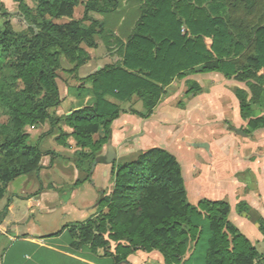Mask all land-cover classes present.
<instances>
[{
	"label": "trees",
	"instance_id": "16d2710c",
	"mask_svg": "<svg viewBox=\"0 0 264 264\" xmlns=\"http://www.w3.org/2000/svg\"><path fill=\"white\" fill-rule=\"evenodd\" d=\"M32 1L33 6L20 0L24 30H15L9 20L0 24V201L13 180L42 168V150L28 143L27 126L49 122L53 129L64 118L72 131H60L56 140L67 145L69 137L75 139L81 166L89 173L103 155L113 122L127 112L123 103L141 100L144 110L129 112L150 117L164 87L190 73L221 72L244 82L247 89L238 87L236 96L248 121L245 131L264 128V114H259L264 111V23L235 32L214 0H137L145 8L130 19L123 39L116 31H122L120 22L127 17L125 0ZM79 5L83 13L77 17ZM9 14L0 1V21ZM96 35L109 49L116 43L122 62L80 78L91 83L86 89L92 103L55 118L62 102L60 56L75 63L69 71L78 73L91 57L86 48L98 46ZM253 43L254 54L244 64L236 62ZM113 173V189L102 193L99 211L68 228L81 249L95 255L103 249L110 264L128 261L138 250L159 252L164 264H264V253L229 220L227 202L188 201L181 165L165 148L145 150L114 165ZM237 209L254 218L246 202ZM5 215L0 212V222ZM255 221L264 236V217L257 215Z\"/></svg>",
	"mask_w": 264,
	"mask_h": 264
},
{
	"label": "crops",
	"instance_id": "0c3cea01",
	"mask_svg": "<svg viewBox=\"0 0 264 264\" xmlns=\"http://www.w3.org/2000/svg\"><path fill=\"white\" fill-rule=\"evenodd\" d=\"M99 16L97 18H102ZM124 20L122 18L120 22L123 25L122 31H116V35L123 39L131 27L123 24ZM95 39L98 46L86 48L91 57L80 67L81 72L85 67H91L98 62V55L94 51H100L103 44L99 35ZM97 70L99 68L95 71ZM205 78L209 80L210 88L213 86L212 91L203 84ZM233 80L235 79H229L221 72H196L176 77L164 87V93L150 117L144 118L130 112L121 113L112 124L111 139L116 160L107 164L98 163L93 174L88 175V178L94 180L96 189L106 194L111 193L114 185V165L130 162L145 150L163 147L181 165L190 203L198 204L203 199L223 200L230 205L229 220L253 244L264 240L255 219L247 212L240 213L237 209L240 202H246L253 213L264 217V128L252 133L245 131L248 121L241 116L236 96L237 84ZM176 86L177 90L170 95L169 88ZM214 87L216 90H213ZM228 110L232 112V118L228 115ZM233 128L244 130L248 135H241ZM206 129L209 133L201 136ZM64 130L67 131L65 128ZM194 135H199V139ZM69 146L74 147V151L81 150L75 139L68 141ZM61 147L56 151L65 149ZM107 147V144L103 146V155L107 153ZM42 173L43 168L38 176L41 177ZM244 174L249 175V180L242 177ZM32 175H22L15 180L19 186L27 185L34 177ZM99 175L102 176L101 179ZM106 187H109L108 190ZM46 193L34 191L26 194L24 197L27 200V209L19 211L16 209L15 198L9 203L8 200L4 204L0 201V212L6 211L0 222V264H53L49 259L62 260L64 264H110L111 258L103 256V249H99L96 256L90 252L84 258L72 253L69 234L66 233L71 225L67 223L58 231L46 234L49 236L47 239L28 235L16 238L10 233L28 222L25 220L28 212H33L35 208L48 207L50 200L45 197ZM95 208L96 206H89L86 215L83 210L76 209L84 217L76 223L94 216ZM115 246L116 243L111 242L112 251ZM188 257L186 255L184 259ZM155 261L164 264L163 256L157 251L138 250L128 258L130 264H153Z\"/></svg>",
	"mask_w": 264,
	"mask_h": 264
},
{
	"label": "rangeland",
	"instance_id": "374dc122",
	"mask_svg": "<svg viewBox=\"0 0 264 264\" xmlns=\"http://www.w3.org/2000/svg\"><path fill=\"white\" fill-rule=\"evenodd\" d=\"M3 2L6 10L10 11L11 14L2 17L0 24L9 20L12 23V26L15 30L21 31L27 27V23L24 18L19 14V4L20 0H0ZM29 5L33 6L34 2L32 0H25ZM214 3L217 6H220L221 14L229 18V23L232 26L235 32H240V30L249 29L251 26L256 24L264 23V0H255L254 4L251 6V3L247 0H214ZM125 14L127 15L123 24L129 25L130 19L136 16L137 18L141 14V8H145V5L137 0H125L123 3ZM82 5H79L76 9V16L80 17L83 13ZM96 17H100L98 14H95ZM67 19H61L59 22H66ZM123 26V25H122ZM98 36V35H97ZM100 42H102L103 47L100 51H94V54L98 55V62L91 67H85L82 72L78 70V73L70 72L69 70L74 67L72 61H70L65 55L60 56V68L58 69V83L61 91L62 102L59 107L54 109L55 118H63L70 115L76 109H79L83 106L90 105L94 99L92 93L88 92L86 88L91 87L90 82H84L81 80L80 75H87L91 72H94L96 69H100L107 64H116L122 62V56L119 53L116 43H112V48H108L101 36ZM88 48V47H87ZM255 44L246 46L242 54L236 57L234 60L239 62V64H244L247 61V58L254 54ZM80 69V68H79ZM209 73V72H208ZM78 74V75H77ZM215 81V79H212ZM206 78L203 80V84L210 88V84ZM237 84V88H246L244 82H239L233 80ZM79 87H82L79 89ZM178 87L180 85L178 84ZM213 86L210 88V90ZM177 90L176 87L169 88L170 95L174 94L173 91ZM213 90H216L214 87ZM212 91V90H211ZM177 92V91H176ZM109 100L115 101L113 97H108ZM179 99V98H178ZM177 99V100H178ZM179 100H182L181 98ZM123 109L127 112L134 109H143V104L141 100L134 99L133 102H127L122 104ZM228 115L232 118V112L227 111ZM264 114V111L259 113ZM47 123V124H46ZM43 124H38L36 126H27L26 130L29 133L28 143L29 144H38L42 150L43 156L41 159L42 168L44 173L41 177L38 176V173H32L34 176L27 185L19 186L16 180H13L8 189L6 190V195L1 200V203L4 204L15 198L16 209H27V200L24 197L26 194L34 191H45V197H47L50 202L48 207L35 208L33 212H28L25 217V220L28 222L23 223L20 228L12 230L10 233L16 237H23L25 235L32 237H40L42 239H47L52 232H56L63 227L65 223L73 225L78 219H83L80 211L76 209L83 210L88 214L87 209L89 206H96V213L100 209V197L103 193L102 190L96 189L94 180L88 178L89 174H93V167H91L90 172L88 173L86 169L81 166V163L84 162V159L80 155V150L74 151V147L69 146L68 144H61L56 140V137L59 136L60 131L62 132H71V127L67 124L65 119L59 121L58 125L53 129L49 122ZM221 124L219 125V127ZM67 129V131L64 130ZM209 131L204 130L201 136L207 135ZM101 133L96 134V138ZM196 139H199V135ZM72 138H68L67 142ZM59 146L65 147V149L57 152ZM61 147V148H62ZM69 149V150H68ZM89 151V149H88ZM116 159L114 158L113 161ZM52 166L50 167V165ZM87 176V179L84 177ZM243 178L249 180V175H243ZM101 179L102 176L99 175ZM81 180V181H80ZM109 187H106L108 190ZM98 197L94 202L93 199ZM0 203V204H1ZM47 205V204H46ZM249 205V204H248ZM88 207V208H87ZM50 208H55L51 211ZM85 209V210H84ZM257 213H254V219L257 217ZM69 246L72 253L80 257H85V255H90V252L83 250L76 245L75 238H73L69 232ZM43 236V237H42ZM55 236V235H51ZM66 237V236H65ZM3 240V239H2ZM1 241V238H0ZM9 243V240H8ZM257 249L264 253V240L256 242ZM190 256V252L187 253ZM93 256H96L93 254ZM105 256V255H104ZM32 257V256H31ZM40 258L39 256H37ZM102 257V255H100ZM36 257L34 258V260ZM53 264H64L62 260L49 259ZM98 264V262H96ZM153 264H159L157 261Z\"/></svg>",
	"mask_w": 264,
	"mask_h": 264
},
{
	"label": "water",
	"instance_id": "95a60500",
	"mask_svg": "<svg viewBox=\"0 0 264 264\" xmlns=\"http://www.w3.org/2000/svg\"><path fill=\"white\" fill-rule=\"evenodd\" d=\"M78 110V109H76ZM235 130V132L241 134V135H244V136H247L248 133L245 132L244 130H241V129H238V128H233ZM107 153L105 155H101L99 156L98 158H96V160L94 161L92 167L94 169V167L98 164V163H111L113 162L115 156H116V151L112 145V139L109 138L108 139V143H107ZM118 264H130L128 261H122Z\"/></svg>",
	"mask_w": 264,
	"mask_h": 264
}]
</instances>
